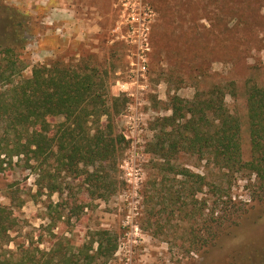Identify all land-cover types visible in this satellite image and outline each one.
<instances>
[{"label": "rangeland", "instance_id": "1", "mask_svg": "<svg viewBox=\"0 0 264 264\" xmlns=\"http://www.w3.org/2000/svg\"><path fill=\"white\" fill-rule=\"evenodd\" d=\"M147 1L155 13L152 51L145 97L136 102L117 84L128 79L130 65L129 46L118 38L126 23L120 22L119 0H0L29 14L24 75L56 59L104 65L111 94L127 98L115 118L116 133L129 136L110 170L117 189L107 199L93 198L82 177L58 172L54 163L47 166L53 176L43 179L31 167L36 161L15 156L10 170L0 173V206L16 220L4 249L16 251L33 236L41 249L62 242L77 251L107 229L119 246L99 264H261L264 188L256 176L230 181L206 159L184 154L179 163L224 187V194L206 187L186 198L183 177L162 174L147 145L156 119L171 114L174 95L192 98L197 89L233 81L235 95L227 93L225 101L242 124L243 157L251 158L247 93L250 84L264 85V0ZM53 183L63 193L51 192L47 185Z\"/></svg>", "mask_w": 264, "mask_h": 264}, {"label": "trees", "instance_id": "2", "mask_svg": "<svg viewBox=\"0 0 264 264\" xmlns=\"http://www.w3.org/2000/svg\"><path fill=\"white\" fill-rule=\"evenodd\" d=\"M0 14V173L10 170L15 156L23 155L36 161L31 167L39 178L53 176L47 166L54 163L58 172L82 177L93 198L107 199L117 189L110 170L126 140L116 133L115 118L127 98L111 94L109 71L101 64L56 59L33 65L25 76L22 51L29 14L1 2ZM227 93L235 95L233 81L197 89L192 98L174 95L171 114L154 123L148 151L157 158L162 174L183 177L186 198L194 199L206 187L224 194V187L210 181L208 173L179 163L184 154L206 159L230 181L255 175L264 188V85L248 87L249 160L243 157L242 124L226 104ZM47 186L63 193L54 183ZM173 198L178 201L181 196ZM62 203H52L51 208ZM15 222L12 211L0 206V264H99L118 250V236L107 229L96 231L77 251L62 242L41 249L33 236L18 243L16 251L6 250ZM216 226L217 230L220 223Z\"/></svg>", "mask_w": 264, "mask_h": 264}, {"label": "built area", "instance_id": "3", "mask_svg": "<svg viewBox=\"0 0 264 264\" xmlns=\"http://www.w3.org/2000/svg\"><path fill=\"white\" fill-rule=\"evenodd\" d=\"M120 22L125 28L118 38L124 39L129 46V69L126 70L127 80H118L119 90L132 101L139 102L144 99L149 72V55L152 51L150 40L151 22L154 10L147 0H119ZM121 26L117 29L120 31ZM136 85L135 89L132 86ZM125 138L129 136L124 133Z\"/></svg>", "mask_w": 264, "mask_h": 264}]
</instances>
